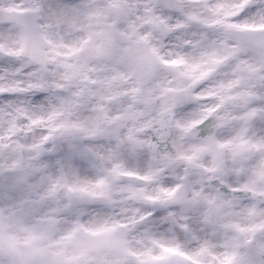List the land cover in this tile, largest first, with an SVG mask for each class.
<instances>
[{"label":"clouds","instance_id":"1","mask_svg":"<svg viewBox=\"0 0 264 264\" xmlns=\"http://www.w3.org/2000/svg\"><path fill=\"white\" fill-rule=\"evenodd\" d=\"M0 264H264V0H0Z\"/></svg>","mask_w":264,"mask_h":264}]
</instances>
